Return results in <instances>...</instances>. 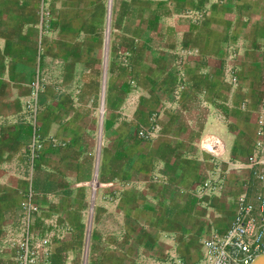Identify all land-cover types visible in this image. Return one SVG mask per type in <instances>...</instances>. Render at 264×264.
Returning <instances> with one entry per match:
<instances>
[{
  "label": "crops",
  "instance_id": "0c3cea01",
  "mask_svg": "<svg viewBox=\"0 0 264 264\" xmlns=\"http://www.w3.org/2000/svg\"><path fill=\"white\" fill-rule=\"evenodd\" d=\"M39 2L0 0V117L50 55ZM110 2L99 115L93 93L46 91L39 129H0V264H14L11 241L23 228L48 237L37 264H80L84 243L82 264L86 252V264H195L202 239L224 231L238 195L252 194L245 159L264 122V0H114L101 116ZM75 5L84 20L100 0ZM182 48L197 52L180 58ZM154 123V134L138 135ZM27 190L30 215L20 205Z\"/></svg>",
  "mask_w": 264,
  "mask_h": 264
},
{
  "label": "rangeland",
  "instance_id": "374dc122",
  "mask_svg": "<svg viewBox=\"0 0 264 264\" xmlns=\"http://www.w3.org/2000/svg\"><path fill=\"white\" fill-rule=\"evenodd\" d=\"M39 1V0H38ZM54 1V6L52 2ZM70 1L72 5H69ZM110 19L107 32V54L106 67L104 78V91L102 96V112L105 110V80L108 71V65L111 59L110 50V36H111V20L114 0H110ZM77 0H44L38 4V17L40 23V33L46 32L49 35L48 43H50L48 52L50 53L47 62L44 66H39L40 69L35 68L32 77L29 79L26 93L21 97L19 102L9 103V113L0 117V129H8L9 127H17L18 129L28 126L32 129H39V116L45 112V104L39 102V95L43 92H49L54 97L63 94L68 95H83L93 93L97 103V113L99 115L100 103V80L103 56L104 33L106 31L105 17L107 0H100V9L91 7V10L84 20L80 18L83 16L82 10L84 7L75 5ZM79 3V2H78ZM77 4V3H76ZM42 5V8H41ZM52 5V6H51ZM72 6V9H70ZM42 9V14L40 13ZM79 10L81 12L79 13ZM51 17L50 23L49 19ZM60 19H64L59 20ZM47 19V20H45ZM70 20V23H69ZM60 21V23L58 22ZM65 29L72 33L71 39L62 38L56 35L55 31ZM86 30V31H85ZM43 42L44 39L42 38ZM47 41H45V44ZM42 41L39 39V53H41ZM43 46V45H42ZM42 53H45L43 51ZM41 53V54H42ZM38 55V53H36ZM40 55V54H39ZM37 75L42 84V89L37 95V105L35 115L31 117L25 105V100L29 93L30 80ZM70 105L77 104L74 99ZM58 105L63 106L64 101H57ZM69 103V102H68ZM45 106V107H44ZM47 116V114L45 115ZM251 194L252 191H248ZM89 214V205H88ZM92 215V210L90 217ZM86 240V239H85ZM83 244L80 264H82V256L84 253ZM87 263V252L86 262Z\"/></svg>",
  "mask_w": 264,
  "mask_h": 264
},
{
  "label": "built area",
  "instance_id": "2783aa9c",
  "mask_svg": "<svg viewBox=\"0 0 264 264\" xmlns=\"http://www.w3.org/2000/svg\"><path fill=\"white\" fill-rule=\"evenodd\" d=\"M43 3L44 0H40ZM42 8V5H41ZM42 9L40 13L42 14ZM196 49H179L178 55H191ZM175 60L178 80L173 86L176 94L182 88L181 59ZM235 72H231L230 82L236 83ZM42 89V84L37 75L29 83V93L25 105L31 117L35 115L37 95ZM158 129L154 123L146 131L139 130L138 135L154 134ZM255 136L248 146L245 165L249 169V181L253 184L252 194L248 196L242 192L237 197V210L229 225L224 231L213 230L202 239L203 252L195 264H248L252 257L264 248V122L259 119L254 130ZM39 142L33 134L26 145L31 158L36 156ZM33 192L27 190L20 201L25 215L36 211V205L31 201ZM11 243L14 246V264H37L47 259L48 237L38 236L24 228L19 231L16 239ZM83 260V259H82Z\"/></svg>",
  "mask_w": 264,
  "mask_h": 264
},
{
  "label": "water",
  "instance_id": "95a60500",
  "mask_svg": "<svg viewBox=\"0 0 264 264\" xmlns=\"http://www.w3.org/2000/svg\"><path fill=\"white\" fill-rule=\"evenodd\" d=\"M248 264H264V248L256 253Z\"/></svg>",
  "mask_w": 264,
  "mask_h": 264
}]
</instances>
